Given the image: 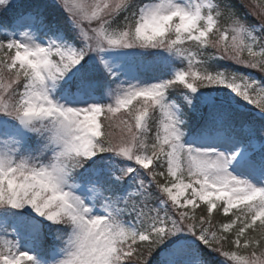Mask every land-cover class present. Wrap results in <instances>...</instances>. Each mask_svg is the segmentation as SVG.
I'll list each match as a JSON object with an SVG mask.
<instances>
[{
	"label": "snow or ice",
	"instance_id": "obj_1",
	"mask_svg": "<svg viewBox=\"0 0 264 264\" xmlns=\"http://www.w3.org/2000/svg\"><path fill=\"white\" fill-rule=\"evenodd\" d=\"M0 264H264V0H0Z\"/></svg>",
	"mask_w": 264,
	"mask_h": 264
},
{
	"label": "trees",
	"instance_id": "obj_2",
	"mask_svg": "<svg viewBox=\"0 0 264 264\" xmlns=\"http://www.w3.org/2000/svg\"><path fill=\"white\" fill-rule=\"evenodd\" d=\"M233 2H236V0H233ZM238 10L240 12H243L244 11L242 8H238ZM248 19H249V22H253V18L252 17H249ZM256 75H259V74H256Z\"/></svg>",
	"mask_w": 264,
	"mask_h": 264
}]
</instances>
